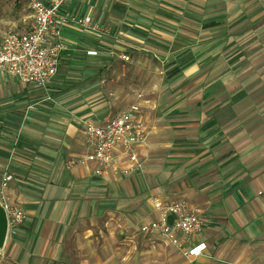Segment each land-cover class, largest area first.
I'll return each instance as SVG.
<instances>
[{
	"label": "crops",
	"instance_id": "1",
	"mask_svg": "<svg viewBox=\"0 0 264 264\" xmlns=\"http://www.w3.org/2000/svg\"><path fill=\"white\" fill-rule=\"evenodd\" d=\"M66 10L107 31L68 22L47 87L0 71V175L13 174L6 195L29 213L28 228L42 224L48 250L79 215L130 212L141 230L159 216L153 196L185 198L200 210V234L177 247L140 233L180 264H264V0H70ZM112 51L143 70L151 57L160 72L155 98L140 104L149 137L136 146L146 159L137 172L68 165L90 153L85 125L122 110L93 103L98 91L61 95L127 62ZM202 242L189 262L182 249Z\"/></svg>",
	"mask_w": 264,
	"mask_h": 264
},
{
	"label": "built area",
	"instance_id": "2",
	"mask_svg": "<svg viewBox=\"0 0 264 264\" xmlns=\"http://www.w3.org/2000/svg\"><path fill=\"white\" fill-rule=\"evenodd\" d=\"M70 0H27L31 10V27L27 31H10L0 41V71H8L21 82L47 87L57 74L60 56L65 44L62 40L63 28L68 22L100 32H106L90 16L72 15L66 10ZM90 54L97 51L91 50ZM124 60L130 57L112 51ZM83 134L90 153L86 158H71L69 166L95 160L100 169L111 168L114 171L137 172L144 168L145 157L136 148L146 143L149 129L141 116L139 104H132L121 112L111 115L100 122H88ZM126 156V161L121 159ZM13 174L0 175V205L4 208L9 227L22 223L26 214L19 204L11 203L6 189ZM159 216L142 224L141 230L148 234H159L177 247H182L193 236L204 229L200 210L185 198L161 200L152 197ZM204 242L187 248L182 252L189 262L203 254Z\"/></svg>",
	"mask_w": 264,
	"mask_h": 264
},
{
	"label": "rangeland",
	"instance_id": "3",
	"mask_svg": "<svg viewBox=\"0 0 264 264\" xmlns=\"http://www.w3.org/2000/svg\"><path fill=\"white\" fill-rule=\"evenodd\" d=\"M29 15L27 0H0V40L10 31L29 30ZM150 60L153 64L144 70L138 69L132 58L113 70H105L100 80L97 75L86 78L82 85L70 82L61 96L81 93L85 97L98 91L93 103L110 107L112 114L132 104L140 105L143 99L155 98L159 89L160 72L156 62L151 57ZM131 96L136 97V102L125 100ZM59 97L53 96L56 104H62ZM21 208L26 218L9 227L0 244V264H180V257L164 241L141 234L138 217L130 212L79 215L46 250L41 243L45 232L42 224L31 231L29 213ZM132 237H137V247L132 246Z\"/></svg>",
	"mask_w": 264,
	"mask_h": 264
},
{
	"label": "water",
	"instance_id": "4",
	"mask_svg": "<svg viewBox=\"0 0 264 264\" xmlns=\"http://www.w3.org/2000/svg\"><path fill=\"white\" fill-rule=\"evenodd\" d=\"M7 232H8L7 214L4 208L0 205V244L6 238Z\"/></svg>",
	"mask_w": 264,
	"mask_h": 264
}]
</instances>
